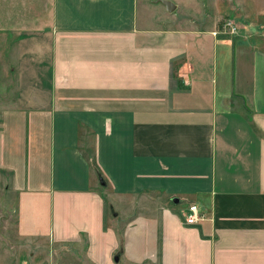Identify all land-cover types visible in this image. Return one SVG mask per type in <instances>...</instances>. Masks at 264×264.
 <instances>
[{
    "label": "crops",
    "instance_id": "1",
    "mask_svg": "<svg viewBox=\"0 0 264 264\" xmlns=\"http://www.w3.org/2000/svg\"><path fill=\"white\" fill-rule=\"evenodd\" d=\"M193 1L191 25L154 26L136 0H48L16 32L0 192L30 246L264 264V23L224 34ZM180 201L203 218L185 223Z\"/></svg>",
    "mask_w": 264,
    "mask_h": 264
},
{
    "label": "rangeland",
    "instance_id": "2",
    "mask_svg": "<svg viewBox=\"0 0 264 264\" xmlns=\"http://www.w3.org/2000/svg\"><path fill=\"white\" fill-rule=\"evenodd\" d=\"M136 1L138 10H146L149 23H153L154 26L161 24V18L167 16L171 20V26L179 23L191 25L192 19L199 15L194 11L193 0H172L178 6L171 12L166 11V14L170 15L162 17L159 16L160 12L165 11L160 2ZM202 2L206 11L202 14V19L218 25L219 30L226 19H233L236 24H238L236 20L238 18L253 23H264V0H202ZM44 4H48V0H0V34L3 39L0 47V103L3 100L9 102L13 99L14 36L22 27L32 25L35 14L43 9ZM172 206L175 210L188 207L184 201ZM104 211L108 218L109 210L105 208ZM27 241L28 239L16 236V214L10 195L0 192V264H89L84 257V247L81 244L46 246L43 250H38L33 244L30 246ZM22 261L25 262L22 263ZM115 264L125 263L116 262Z\"/></svg>",
    "mask_w": 264,
    "mask_h": 264
},
{
    "label": "built area",
    "instance_id": "3",
    "mask_svg": "<svg viewBox=\"0 0 264 264\" xmlns=\"http://www.w3.org/2000/svg\"><path fill=\"white\" fill-rule=\"evenodd\" d=\"M239 26L233 19H226L221 24L220 31L226 34L235 35L238 33ZM203 218L194 204L187 207V212L183 214V221L187 224H193Z\"/></svg>",
    "mask_w": 264,
    "mask_h": 264
},
{
    "label": "water",
    "instance_id": "4",
    "mask_svg": "<svg viewBox=\"0 0 264 264\" xmlns=\"http://www.w3.org/2000/svg\"><path fill=\"white\" fill-rule=\"evenodd\" d=\"M155 2H160L167 12H171L175 8V4L171 0H155ZM176 201V198L172 199L173 203H176ZM114 260H116V256L114 257Z\"/></svg>",
    "mask_w": 264,
    "mask_h": 264
}]
</instances>
